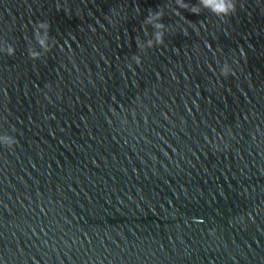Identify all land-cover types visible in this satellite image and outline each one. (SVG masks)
<instances>
[{"label":"water","instance_id":"95a60500","mask_svg":"<svg viewBox=\"0 0 264 264\" xmlns=\"http://www.w3.org/2000/svg\"><path fill=\"white\" fill-rule=\"evenodd\" d=\"M211 3L0 0V264H264V0Z\"/></svg>","mask_w":264,"mask_h":264},{"label":"clouds","instance_id":"9594fccd","mask_svg":"<svg viewBox=\"0 0 264 264\" xmlns=\"http://www.w3.org/2000/svg\"><path fill=\"white\" fill-rule=\"evenodd\" d=\"M181 7H183V5H181ZM211 11L214 15L222 19L229 17L236 12V0H212ZM157 27H162V25H157ZM157 36L158 39H160L159 34H157ZM160 42L162 43V40H160ZM136 64H141V60L138 59ZM128 67L132 69V65H128ZM229 74L235 75V72L231 69L230 72L224 71L221 75L227 78Z\"/></svg>","mask_w":264,"mask_h":264}]
</instances>
